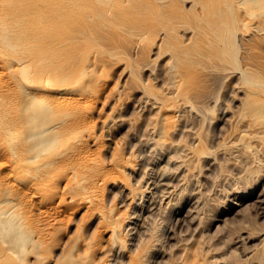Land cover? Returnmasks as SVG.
Instances as JSON below:
<instances>
[{
    "label": "rangeland",
    "instance_id": "obj_1",
    "mask_svg": "<svg viewBox=\"0 0 264 264\" xmlns=\"http://www.w3.org/2000/svg\"><path fill=\"white\" fill-rule=\"evenodd\" d=\"M0 103V264H264V0H0Z\"/></svg>",
    "mask_w": 264,
    "mask_h": 264
},
{
    "label": "bare ground",
    "instance_id": "obj_2",
    "mask_svg": "<svg viewBox=\"0 0 264 264\" xmlns=\"http://www.w3.org/2000/svg\"><path fill=\"white\" fill-rule=\"evenodd\" d=\"M227 26L228 25H225V26L223 25L222 26V30L223 31L225 30V31H227L229 33L230 29ZM16 73H17L16 69L8 68V69H6L4 74L12 76V75H14ZM76 75H77V78H78L79 75H80L79 72ZM81 75L85 76V75H87V73L83 72ZM244 78H245V81L247 83L257 82L256 80H254L253 78L249 77L248 75H245ZM36 84L38 86L46 84V85H48L50 87H53L54 91L68 94V96L65 97L62 101H59V100L57 101L56 100L54 103H52V105L50 107H47V109H48V111L51 114L59 115V116L62 117V119L71 117L73 110L72 109H63V108H66L68 106L67 104L72 103L74 101V97L72 96V94L74 92H76L78 89H80V85L78 83H76L75 81H71V82H68V83H59L58 82L56 84H51L50 81L41 80V81L36 82ZM14 101L18 102L19 101V97H15ZM27 102L34 105V111L35 112H39V111L43 110L44 107H46V105L50 102V96L46 92L38 93L34 97L28 99ZM3 109H4L3 104L0 103V111L3 110ZM21 163L25 164L24 161H22ZM0 219H1V214H0ZM10 225H11V223H5V224L1 225L0 226V233L1 234L6 233L8 228L10 227ZM0 249H2V251L5 250V248L3 246ZM4 252H3V254H4ZM1 256L2 255H0V257Z\"/></svg>",
    "mask_w": 264,
    "mask_h": 264
}]
</instances>
